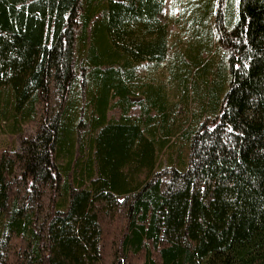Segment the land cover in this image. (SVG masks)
I'll return each instance as SVG.
<instances>
[{"label": "trees", "instance_id": "1", "mask_svg": "<svg viewBox=\"0 0 264 264\" xmlns=\"http://www.w3.org/2000/svg\"><path fill=\"white\" fill-rule=\"evenodd\" d=\"M164 2L0 0V264H264V0Z\"/></svg>", "mask_w": 264, "mask_h": 264}, {"label": "rangeland", "instance_id": "2", "mask_svg": "<svg viewBox=\"0 0 264 264\" xmlns=\"http://www.w3.org/2000/svg\"><path fill=\"white\" fill-rule=\"evenodd\" d=\"M170 1L171 0H165L164 2V6L162 8V11L159 14V18L160 20L164 21V22H168V18L169 17H175V15H177L178 13V7H171L170 5ZM172 31H177L176 27L174 25H170ZM27 130H32V129H28ZM5 141H7L6 135H3L0 133V145L2 143H5Z\"/></svg>", "mask_w": 264, "mask_h": 264}]
</instances>
